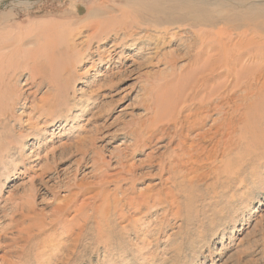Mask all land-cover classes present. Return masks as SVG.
<instances>
[{"label": "rangeland", "instance_id": "1", "mask_svg": "<svg viewBox=\"0 0 264 264\" xmlns=\"http://www.w3.org/2000/svg\"><path fill=\"white\" fill-rule=\"evenodd\" d=\"M134 1L0 0V264H264V57L250 94L219 89L216 156L206 137L176 170V137L131 132L173 101L188 31L121 42L110 18ZM210 1L219 25L264 30V0ZM94 22L116 26L103 44Z\"/></svg>", "mask_w": 264, "mask_h": 264}, {"label": "bare ground", "instance_id": "2", "mask_svg": "<svg viewBox=\"0 0 264 264\" xmlns=\"http://www.w3.org/2000/svg\"><path fill=\"white\" fill-rule=\"evenodd\" d=\"M213 9L214 7L210 0H135L131 6L120 9V17L116 15L110 18V21L117 26L122 16L121 23L118 24L117 29L116 26L113 28L111 25L104 27L101 22H94L93 32L88 35L90 41H103L105 37L111 35L116 29V31L123 32L124 35H122L125 36H122L121 42L131 40L134 44L148 43L149 46L154 44L155 47L153 46L152 48H158L161 42H165L164 40L167 37L173 36L181 29L188 31V37L186 39L181 38V44L187 49V53L191 55L189 60L191 64L190 62L188 63V66L184 68V73L182 72L183 74H180L173 83L174 85L176 84L173 101L167 104L166 108L165 106L161 107L157 103L153 106L151 105L149 108L151 116L146 120L144 126L141 124L143 126L142 130L139 131L137 129L131 132L135 143H141V145L142 143L144 145L147 141L150 142L154 137L163 138L165 135L170 138L176 137L178 146L171 150L172 154H175L172 157L178 166L176 170L179 167H187L188 161L195 158L199 151H209L207 145L206 147L201 145L207 139L206 137H210L207 141H210L213 145L210 149L211 151L214 148L215 150L219 149V89L221 86L231 81H242L241 83L247 87L248 94H250L255 81L259 79L256 80V77L253 76L252 70L255 67L252 66V62H256L255 59L258 57L259 59L264 57V30L257 28L235 29L228 23L219 25V13L215 12L216 9ZM90 14L99 15L97 11H93ZM88 25L90 24L85 26ZM66 29L69 30L67 27ZM142 32L146 34L144 39L146 42H143V38H135L136 35ZM114 34L118 37L120 36L119 33ZM48 48L51 50V47ZM52 52L53 50L50 53ZM223 75L225 79L220 81L219 79ZM262 87H264L263 82ZM239 104L233 105L234 113L240 107ZM233 119L229 120L227 124L235 125ZM209 121H212L213 125L205 129L206 122ZM233 128L236 127L232 126ZM225 129L229 130L230 125L225 127ZM197 131L198 133L191 138V134ZM208 134L210 135L208 136ZM227 134H225V137ZM189 139L192 140L191 143L187 142ZM249 145H247V148L249 147L248 150L252 147V144ZM136 146L138 145L136 144ZM261 147L262 144L257 149H253L254 152H260L259 149ZM216 153L212 151L211 157H215ZM208 154L210 155V153ZM181 156L183 159L180 158ZM207 158L210 157L208 156ZM207 158L205 157V159ZM183 162L185 165H182ZM121 165L126 175L134 176L133 173L135 171L132 170V167L135 168L136 164H131V167L129 164L125 166L121 163ZM127 168L129 169L126 170ZM211 174H213L215 180H219V168L214 173L210 171L206 176L210 177ZM124 177L119 176L117 181L123 180ZM199 178L200 174L194 176L192 181L196 182ZM176 179L174 182L175 187L179 186L178 183H180Z\"/></svg>", "mask_w": 264, "mask_h": 264}]
</instances>
